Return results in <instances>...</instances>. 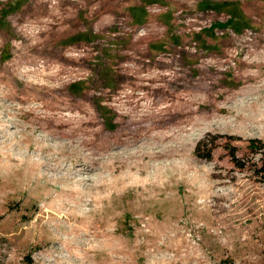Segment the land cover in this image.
<instances>
[{
  "label": "rangeland",
  "instance_id": "374dc122",
  "mask_svg": "<svg viewBox=\"0 0 264 264\" xmlns=\"http://www.w3.org/2000/svg\"><path fill=\"white\" fill-rule=\"evenodd\" d=\"M249 138L264 0H0V264H264Z\"/></svg>",
  "mask_w": 264,
  "mask_h": 264
},
{
  "label": "trees",
  "instance_id": "16d2710c",
  "mask_svg": "<svg viewBox=\"0 0 264 264\" xmlns=\"http://www.w3.org/2000/svg\"><path fill=\"white\" fill-rule=\"evenodd\" d=\"M248 144H247V148L253 152V151H257L260 152V157L258 160V163H253L254 165V171L257 175H260L261 179L264 180V141H262L259 138H249L247 140ZM212 141H207L206 139H201L196 143L195 146V153L196 155H200L203 157H210L211 155V151L213 148V145L211 144ZM209 144V145H208ZM201 147L206 148V153L205 154H200V149ZM228 151H229V155L232 158V161L234 162V164L237 167H244V162H242L239 157H237L236 153H235V148L234 146H228Z\"/></svg>",
  "mask_w": 264,
  "mask_h": 264
}]
</instances>
